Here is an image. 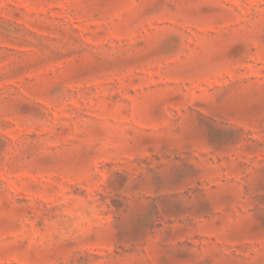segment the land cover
Here are the masks:
<instances>
[{"label": "rangeland", "instance_id": "obj_1", "mask_svg": "<svg viewBox=\"0 0 264 264\" xmlns=\"http://www.w3.org/2000/svg\"><path fill=\"white\" fill-rule=\"evenodd\" d=\"M0 264H264V0H0Z\"/></svg>", "mask_w": 264, "mask_h": 264}]
</instances>
